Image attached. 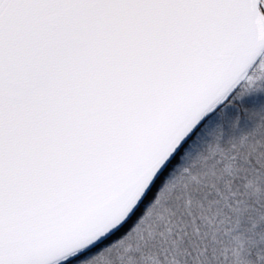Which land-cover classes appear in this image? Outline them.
<instances>
[{"label":"snow or ice","instance_id":"6c2138e0","mask_svg":"<svg viewBox=\"0 0 264 264\" xmlns=\"http://www.w3.org/2000/svg\"><path fill=\"white\" fill-rule=\"evenodd\" d=\"M261 60L264 0H0V264H264Z\"/></svg>","mask_w":264,"mask_h":264},{"label":"trees","instance_id":"16d2710c","mask_svg":"<svg viewBox=\"0 0 264 264\" xmlns=\"http://www.w3.org/2000/svg\"><path fill=\"white\" fill-rule=\"evenodd\" d=\"M259 55V54H258ZM245 70V76L247 81L259 79L264 77V60H261L252 69L251 74H248L247 69ZM245 77L243 78V80ZM240 99L238 101H226L219 110L214 114L208 116L209 124L213 131L222 130L224 132L230 131V126L239 120V128L245 129L251 125V122L246 118V112L260 110L264 108V92L258 94H251L247 89V82L240 83ZM241 93H243L241 95Z\"/></svg>","mask_w":264,"mask_h":264},{"label":"rangeland","instance_id":"374dc122","mask_svg":"<svg viewBox=\"0 0 264 264\" xmlns=\"http://www.w3.org/2000/svg\"><path fill=\"white\" fill-rule=\"evenodd\" d=\"M244 77H245V70H243V75H241L240 79L243 80ZM224 103H225V102H224ZM224 103H223V104H224ZM223 104H222V105H223ZM222 105H221V106H222ZM221 106H219V107H221ZM216 111H217V110H216ZM216 111H214V113H215Z\"/></svg>","mask_w":264,"mask_h":264},{"label":"water","instance_id":"95a60500","mask_svg":"<svg viewBox=\"0 0 264 264\" xmlns=\"http://www.w3.org/2000/svg\"><path fill=\"white\" fill-rule=\"evenodd\" d=\"M257 55V54H256Z\"/></svg>","mask_w":264,"mask_h":264}]
</instances>
